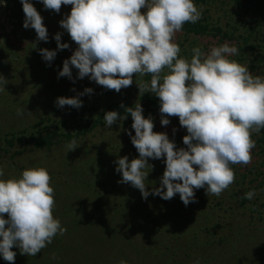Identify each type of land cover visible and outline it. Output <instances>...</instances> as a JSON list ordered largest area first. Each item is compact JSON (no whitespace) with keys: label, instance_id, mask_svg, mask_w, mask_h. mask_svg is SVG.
Listing matches in <instances>:
<instances>
[{"label":"rangeland","instance_id":"374dc122","mask_svg":"<svg viewBox=\"0 0 264 264\" xmlns=\"http://www.w3.org/2000/svg\"><path fill=\"white\" fill-rule=\"evenodd\" d=\"M31 2L47 28L46 42L37 38L33 28L23 27L20 0L0 5V75L7 81L6 90L0 92V167L5 173L0 179L19 178L28 168L47 169L54 189L52 214L66 231L34 257L13 246L14 264H195L197 260L199 264H264V155L255 132L251 163L230 165L234 182L219 196L207 195L205 188L194 189L195 202L187 206L178 193L169 200L151 194L160 186L166 168L163 157L147 158L152 168L145 181L150 193L146 199L130 183L120 182L118 158L127 156L130 161L139 155L129 135H135L131 115L118 113L126 118H118L111 128L103 123L81 135L62 127L64 132H58L50 148L31 142L29 134L44 126L52 131L60 120L85 128L98 112H126L135 103L142 105L145 117L153 118V131L166 133L177 148H186L182 138L187 134L177 116L168 117L170 123L163 126L160 116L146 112V98L155 94L140 95L137 83L150 84L151 74H133L132 85L119 92L87 76L79 78L71 65V79L59 76L63 61L78 47L59 23L71 5H62L56 12L46 9L41 0ZM193 2L202 9L196 23L208 30L195 33L184 29V24L174 38L179 56L190 60L194 47L207 53L214 45L234 44L240 51L230 59L247 65L254 76L264 77V0H240L245 7H239L237 0ZM56 33L61 43L69 45L67 49L57 48ZM41 49L57 54L49 62ZM85 88L93 91L84 93ZM62 96H78L82 107H59L56 100ZM17 109H24L23 115H17ZM73 139L80 145L66 152V144ZM251 190L255 196L246 199L245 193ZM0 264L13 262L0 257Z\"/></svg>","mask_w":264,"mask_h":264},{"label":"clouds","instance_id":"9594fccd","mask_svg":"<svg viewBox=\"0 0 264 264\" xmlns=\"http://www.w3.org/2000/svg\"><path fill=\"white\" fill-rule=\"evenodd\" d=\"M20 2L23 27L33 28L37 38L46 42L48 32L42 16L31 0ZM41 2L56 12L62 5H71L70 13L59 23L78 47L63 61L59 76L71 79V65L78 70L79 78L87 76L104 88L119 92L132 85L133 74H151L150 84L136 82L139 94L149 92L159 97L161 125L170 123L168 117L177 116L187 130L182 138L186 148H177L166 133L153 131V118L142 114L140 103L126 107L135 132L134 136L129 135L139 155L130 161L127 156L118 158L120 182L130 183L146 199L150 193L145 181L152 168L147 158L163 157L166 168L160 174V186L151 194L169 200L178 193L187 206L195 202L194 189L205 188L207 195L219 196L234 182L230 165L251 163V150L255 147L252 133L264 128V77L254 76L247 65L230 59L240 51L234 44L214 45L207 53L194 47L190 60L179 56L175 34L186 22L196 23L202 16V9L193 0ZM4 3L5 0L0 5ZM54 39L58 49L69 47L60 42V33ZM40 53L49 62L57 54L49 49H41ZM165 68L168 71L162 75ZM6 83L0 75V92L6 90ZM92 91L84 89V93ZM56 104L79 108L82 100L78 96H62ZM23 112L24 109H17V115ZM118 118L126 117L110 110L105 112L103 121L111 128ZM79 145L71 140L65 146L66 152ZM4 174L0 167V177ZM50 181L49 172L43 167L25 169L19 178L0 179V257L4 260L14 264L13 246L21 254L34 257L54 236L66 231L52 214L55 200ZM255 194V190L248 191L245 198L251 200Z\"/></svg>","mask_w":264,"mask_h":264},{"label":"trees","instance_id":"16d2710c","mask_svg":"<svg viewBox=\"0 0 264 264\" xmlns=\"http://www.w3.org/2000/svg\"><path fill=\"white\" fill-rule=\"evenodd\" d=\"M198 1H202V0H198ZM237 2L239 3V7H245V5L240 4V0H237ZM186 26L184 27V29L189 30V31H194L195 33H203L206 32L208 30V28L200 23H191V22H187L185 23ZM145 107L146 112L147 113H152V114H158V116L161 117V113L159 111L160 108V101H159V97H157L156 95H151L148 98H146L145 101ZM115 110V109H113ZM117 111V110H115ZM118 113H124L126 115H130L126 112H118ZM105 112H98V114L96 116H94L91 120V124L88 127L82 128V126H77L74 124L73 122H70L69 120H60L59 124L58 122L56 123V128L52 131H48V130H44L45 126L43 128H39V132H37L36 134H29V137L31 139V142L34 143L35 146L37 147H46V148H50L51 145L53 144L55 140V138L59 135L58 132L61 131L62 133L64 131H62V127H68L70 130L73 129V131L76 133V135H81V134H86L89 131H91L95 126L99 125V124H103V116H104ZM90 120V119H88ZM74 125V126H73ZM41 130H43L44 132H42ZM256 133V132H255ZM68 136L71 135V132H69L67 134ZM256 142L262 152V154L264 155V128H262L260 130L259 133H256ZM22 137H17V140H21ZM24 140V139H23ZM22 140V141H23ZM20 141V142H22ZM54 257H57L56 254H54ZM51 260L48 259L47 262H50ZM86 261V260H83Z\"/></svg>","mask_w":264,"mask_h":264},{"label":"crops","instance_id":"0c3cea01","mask_svg":"<svg viewBox=\"0 0 264 264\" xmlns=\"http://www.w3.org/2000/svg\"><path fill=\"white\" fill-rule=\"evenodd\" d=\"M9 19V18H8Z\"/></svg>","mask_w":264,"mask_h":264}]
</instances>
